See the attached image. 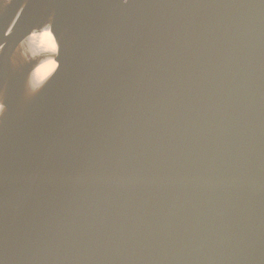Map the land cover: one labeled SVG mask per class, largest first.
Here are the masks:
<instances>
[{
    "label": "water",
    "instance_id": "obj_1",
    "mask_svg": "<svg viewBox=\"0 0 264 264\" xmlns=\"http://www.w3.org/2000/svg\"><path fill=\"white\" fill-rule=\"evenodd\" d=\"M0 264H264V0H0Z\"/></svg>",
    "mask_w": 264,
    "mask_h": 264
}]
</instances>
